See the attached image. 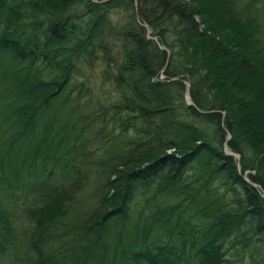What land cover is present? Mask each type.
I'll return each mask as SVG.
<instances>
[{
	"label": "trees",
	"instance_id": "16d2710c",
	"mask_svg": "<svg viewBox=\"0 0 264 264\" xmlns=\"http://www.w3.org/2000/svg\"><path fill=\"white\" fill-rule=\"evenodd\" d=\"M5 259L264 264V0H0Z\"/></svg>",
	"mask_w": 264,
	"mask_h": 264
},
{
	"label": "rangeland",
	"instance_id": "374dc122",
	"mask_svg": "<svg viewBox=\"0 0 264 264\" xmlns=\"http://www.w3.org/2000/svg\"><path fill=\"white\" fill-rule=\"evenodd\" d=\"M2 264H12L11 262H9L7 259H5Z\"/></svg>",
	"mask_w": 264,
	"mask_h": 264
},
{
	"label": "water",
	"instance_id": "95a60500",
	"mask_svg": "<svg viewBox=\"0 0 264 264\" xmlns=\"http://www.w3.org/2000/svg\"><path fill=\"white\" fill-rule=\"evenodd\" d=\"M186 99H187V100L189 99L188 96L186 97Z\"/></svg>",
	"mask_w": 264,
	"mask_h": 264
}]
</instances>
